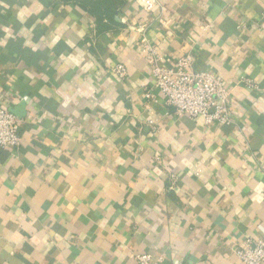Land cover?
Segmentation results:
<instances>
[{"label": "crops", "instance_id": "1", "mask_svg": "<svg viewBox=\"0 0 264 264\" xmlns=\"http://www.w3.org/2000/svg\"><path fill=\"white\" fill-rule=\"evenodd\" d=\"M146 45L221 79L232 123L145 99ZM0 105V264H242L264 229V0H0Z\"/></svg>", "mask_w": 264, "mask_h": 264}, {"label": "built area", "instance_id": "2", "mask_svg": "<svg viewBox=\"0 0 264 264\" xmlns=\"http://www.w3.org/2000/svg\"><path fill=\"white\" fill-rule=\"evenodd\" d=\"M151 64L152 85L146 91L145 99L152 100V90L158 91L166 98L168 107L179 117L190 119L202 118L205 125L218 124L229 126L232 114V100L221 79L208 71L194 68L195 57L187 54L180 58L175 67L160 64V56L149 45L144 47ZM110 72L120 79L128 76L124 65L113 67ZM244 85L259 90L252 80L246 79ZM21 120L8 107L0 105V149L13 150L22 145L20 134ZM242 264H264V229L258 238L246 239L236 252ZM137 264H159L153 262L150 255H137Z\"/></svg>", "mask_w": 264, "mask_h": 264}]
</instances>
